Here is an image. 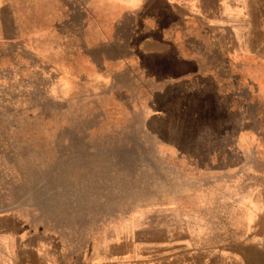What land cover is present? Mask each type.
I'll use <instances>...</instances> for the list:
<instances>
[{"label": "rangeland", "instance_id": "obj_1", "mask_svg": "<svg viewBox=\"0 0 264 264\" xmlns=\"http://www.w3.org/2000/svg\"><path fill=\"white\" fill-rule=\"evenodd\" d=\"M13 2L27 30L59 27L42 65L0 62V212L57 231L76 264H217L248 224L258 255L264 79L249 76L253 63L212 53L192 23L160 60L118 70L110 45L126 0ZM231 198L251 200L249 222Z\"/></svg>", "mask_w": 264, "mask_h": 264}, {"label": "crops", "instance_id": "obj_2", "mask_svg": "<svg viewBox=\"0 0 264 264\" xmlns=\"http://www.w3.org/2000/svg\"><path fill=\"white\" fill-rule=\"evenodd\" d=\"M124 4L130 7L123 9L114 22L116 39L110 45L123 63L118 70H139L143 63L160 60L168 54L172 42L174 46L178 44L174 42L175 31L193 23L211 37L212 53L220 48L230 60L252 62L249 76L264 79V0H126ZM18 10L13 0H0V62L42 65L43 43L48 38L58 39L59 24L55 21L43 31L41 21L37 24L35 19L32 30H27L23 23L27 16L21 18ZM87 25L90 27L88 20L83 29ZM120 33H124L121 40ZM68 35V42L73 41L75 35ZM91 46L92 43H83L77 48L83 54L109 52L106 46L93 51ZM75 52L72 47L70 53ZM96 60L102 62L101 57ZM3 68L0 66L1 71ZM258 87L264 93V84L260 82ZM259 199V205L264 206V194ZM230 202L233 215L242 213L244 221L249 222L247 207L251 200L231 198ZM238 206H242L241 210ZM257 216L258 221L264 222V210ZM246 228L242 235L233 230L231 242L235 245L225 258L219 257L217 264L225 260V264H264V246L255 247L258 255L250 256V225ZM64 240L57 231L37 227L19 212H0V264H76L74 245L69 246Z\"/></svg>", "mask_w": 264, "mask_h": 264}]
</instances>
